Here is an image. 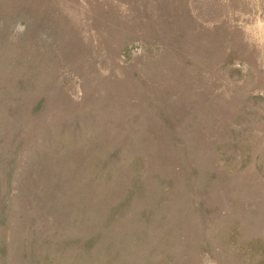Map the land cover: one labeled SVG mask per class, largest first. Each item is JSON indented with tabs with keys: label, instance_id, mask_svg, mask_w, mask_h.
<instances>
[{
	"label": "rangeland",
	"instance_id": "obj_1",
	"mask_svg": "<svg viewBox=\"0 0 264 264\" xmlns=\"http://www.w3.org/2000/svg\"><path fill=\"white\" fill-rule=\"evenodd\" d=\"M0 264H264V0H0Z\"/></svg>",
	"mask_w": 264,
	"mask_h": 264
}]
</instances>
